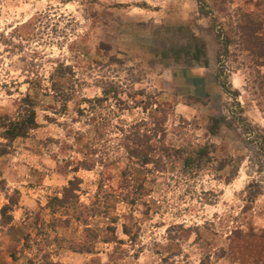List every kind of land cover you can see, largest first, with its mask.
Wrapping results in <instances>:
<instances>
[{
	"label": "rangeland",
	"instance_id": "rangeland-1",
	"mask_svg": "<svg viewBox=\"0 0 264 264\" xmlns=\"http://www.w3.org/2000/svg\"><path fill=\"white\" fill-rule=\"evenodd\" d=\"M235 13L264 38V0H0V123H37L0 128V264H262L264 58L222 51ZM74 179L87 237L47 207Z\"/></svg>",
	"mask_w": 264,
	"mask_h": 264
},
{
	"label": "trees",
	"instance_id": "trees-1",
	"mask_svg": "<svg viewBox=\"0 0 264 264\" xmlns=\"http://www.w3.org/2000/svg\"><path fill=\"white\" fill-rule=\"evenodd\" d=\"M233 18H235V20L230 22L229 33L234 36V39H231L229 34L226 33L222 41V51L229 55L227 47L234 46L235 48L236 46H239L240 51L242 49L245 52H248L251 56L254 55L255 57L259 56L264 58V52L262 49H260L264 48V38L258 35L259 31L262 29L263 19H260L261 17L258 15L249 13H235L233 14ZM23 102H26L25 104L29 105L30 107L32 105L28 101L23 100ZM224 122L225 120L222 117L218 119H212V128H210V133L215 134L219 125L223 124ZM153 125L154 129L150 131L141 128L136 129L132 134L133 139L131 140L134 147L132 149H127L130 157L135 159L141 167L152 162L150 159V152L154 149L151 147L150 142L155 136V127H158L161 125V123L154 122ZM36 126L37 123L35 121V112L31 109H29L28 113L24 114L23 116H18L14 120L5 119L0 123V128L3 129V138L6 140L26 137L29 131L35 129ZM242 126L243 133L249 135L250 133L248 126L244 123H242ZM160 132L164 133V130L161 129ZM161 141L158 142L160 143ZM124 147L126 149V146ZM259 149L261 150V147H259ZM158 152L162 153L163 155L170 156V153L173 151L170 148L161 146ZM175 153L178 152L175 151ZM201 154L202 153H200V155ZM84 167L88 168L90 165ZM78 188V182L76 179L68 181L67 185L61 191V196L51 198L48 201L47 207L50 209V213L52 215H56L58 213L65 215L64 212L69 213V209L74 210L71 212V219L75 220L83 227V233L85 234V237H87L90 233H92V230L88 227L87 223L89 212L88 208H85L79 204L76 193ZM7 209V206H4L1 209L0 213L2 214V217L3 213ZM9 221L10 220H5V223H9ZM261 237L264 238V229L261 233ZM80 252L88 253L90 251L89 249H81ZM262 264H264V261Z\"/></svg>",
	"mask_w": 264,
	"mask_h": 264
}]
</instances>
